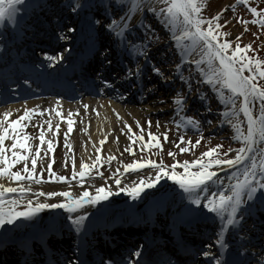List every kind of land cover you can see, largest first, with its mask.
I'll use <instances>...</instances> for the list:
<instances>
[{
	"label": "snow or ice",
	"instance_id": "6c2138e0",
	"mask_svg": "<svg viewBox=\"0 0 264 264\" xmlns=\"http://www.w3.org/2000/svg\"><path fill=\"white\" fill-rule=\"evenodd\" d=\"M237 2L247 4V0H237ZM156 4L163 6L157 8L155 7ZM113 5L119 10L120 15L118 18L112 14ZM101 6L104 8L103 15L107 19L103 27L109 31L121 50L126 52L132 60L131 67H128L127 62H125V79L134 77L138 83L140 82L143 67L136 62L137 57L145 58L146 64L150 63L145 51L147 42L142 40L133 42L127 39L126 33L130 26V18L135 11H141V19L144 11L152 13L170 27L172 40L175 42L176 49L181 53L180 63L174 65L176 75H180L182 65L188 59L189 50L200 48V59H193L191 63L196 65L205 84L215 89L221 102L225 105H232L230 108L224 107L219 114L221 120L230 123L234 130L233 138L240 142L238 148L228 149L229 152H234L231 157H228L227 153L224 152H220L217 156L215 153L222 146L215 145L203 151L199 158L191 161L174 160L172 165H165L162 159L159 161L155 159L132 160L130 163L123 164L125 171L136 170L145 165H149L151 168L147 171L146 176L139 178L138 182L124 185L122 188L119 186V176L114 174L115 183L117 184L116 190L127 191L129 196L138 198L146 188L163 192V190L159 189V182L162 178L173 181L172 191L180 196V204L177 206L178 213L183 214V216L178 215V219L190 221L200 214L201 208L206 209L221 221L216 233L215 243L217 245L221 248H229V245L224 243L222 239L226 230L234 232L235 237L241 242L235 253H233L236 257L234 260L221 259L220 256H215L212 257L213 264H245L243 259L244 255L247 254V249L243 246L247 242V236L243 228L245 213L251 215L250 209L255 205L257 199L260 200L261 204H264V147H257L258 143L264 144V85L255 82L257 78L264 79V59L247 55L246 50L250 49V44L245 43L241 46L239 34L232 40L224 39L223 37L227 36L228 33L221 31L222 25L217 22L221 12L224 10L221 9L220 12L210 18L203 17L201 15V9L204 7L203 0H131V7L127 6V0H109L108 4H102ZM39 7L42 6L38 2L33 3V0H0V23L6 21L7 24L14 25L13 29L0 34V36H3V39H0V46L7 50L4 40L14 39L15 35L18 34L17 30H23L25 26V16ZM65 7L69 11L79 14L85 9L86 4L83 0H68ZM91 7V5H88L89 9ZM233 8H235V5H233ZM249 11L253 17L252 23L264 26V8L250 7ZM257 13H259L258 18ZM236 19L245 25L248 23L247 20H240V17H236ZM100 23L101 21L98 18L89 17L88 19L90 27ZM228 23L229 20L224 21V24ZM204 25L207 26L205 27ZM141 26L145 28L146 32L152 31L151 25ZM8 31L11 32V36L8 35ZM67 31L73 32L75 29L69 26ZM177 32L179 33L178 35ZM60 38L67 39L64 33H60ZM233 42H235L234 47L232 46ZM107 52L108 49L104 48L100 55L105 57V63H111V61L106 59ZM42 55L46 61L53 65L61 58L58 54L50 55L46 51L42 52ZM202 62L206 65V68L200 66ZM40 66L35 65L34 67ZM151 70L153 73L162 75L161 70L154 64ZM245 70H247L248 75L244 74ZM97 77L99 78V74H97ZM180 79L185 81L187 85V80L184 76L180 75ZM24 83L27 84L28 80H25ZM102 83L105 86H111V81L107 79H104ZM188 91H191L190 86H188ZM198 95L200 94L198 93ZM237 98H239L238 107ZM185 99L186 97L179 95V93L173 97V103L177 106L175 109L177 115L183 112V101ZM202 99L205 102V110L210 111L207 107V96H203ZM59 105L60 99L57 98L52 111L61 120H66L70 131L72 129L71 112L67 116H62L61 112L57 110ZM253 105H256V107L254 108ZM84 107L87 108L88 105H84ZM11 111L14 110H5L3 114H0V178L7 176L10 181L27 180L32 182L35 180L39 183L42 177L34 174L37 169V156H29V144L27 143L29 134L23 132L26 125L22 123V121L31 120L30 114L33 113L34 109L25 107L21 115L14 119H9ZM35 111L48 112L49 109H35ZM240 113L243 114L246 122V131L238 119ZM47 123L49 128H52L51 121L49 120ZM208 123H211V121H208ZM176 124L195 128L196 130L200 128V122L191 116L181 115L180 119L176 120ZM59 127L60 125L57 123L51 132L52 136L56 135L55 129ZM129 131H132L130 127ZM6 139L10 141L9 144H5ZM139 139H143V137H139ZM164 139L167 140V132L164 133ZM39 140L45 142L44 130L39 132ZM129 140H132L131 136ZM183 140L184 137L181 136L175 143ZM153 141L155 147H162L155 134L149 133L148 143H145L143 148L147 149ZM196 143L198 144L200 141L197 140ZM52 146L53 141L48 139L47 153L52 151ZM13 149H23L24 151ZM6 150L10 151L11 155H8ZM126 150L129 153L133 151L131 144ZM179 150L184 152L187 148L181 146ZM35 151L37 154L40 153L39 143L35 145ZM168 155L173 156V153L169 151ZM109 159H112V157H109ZM29 160L31 161V167L28 166ZM21 161L24 162L22 171L26 175H22L20 170H12L13 165ZM101 162L100 149L97 148L95 160L91 161V163H85L82 160L79 165V171L73 170L72 178L78 180L81 185L85 184V177L90 180L92 176L100 174L99 172H93V168H98ZM51 164L52 160L49 159L47 161L48 167L45 169L41 158L39 171L50 173L48 179L66 181L67 177L57 175L52 171ZM177 165L182 168V171L176 170ZM221 165L225 168L239 165L240 168L234 170L228 177L231 181L229 185L216 187L215 191H213L214 182L221 179L216 175V170H213V166H217L218 169ZM193 168L196 170H192ZM177 186L178 190L182 191H178ZM225 188L227 191L224 190ZM17 190V186L0 183V225L5 223L12 224L14 221L20 223L21 221L18 218L25 220L36 218V214L41 209L59 207L65 209L67 213V220L70 222L69 228L80 234L86 229V218L90 216L84 205L87 204L89 207L97 205L99 201L106 200L113 191L111 188H106L103 184L96 187L92 194L89 193L87 187L80 191L79 194H73L70 188L60 192L55 190L43 192L39 189L35 190L40 196L58 197L57 201L52 203L46 200H38L36 195L31 198H25L23 193L31 192L33 189L20 185V196L9 201L4 199L6 193H15ZM59 197H63V199H59ZM22 204L24 205L23 207H18V205ZM30 222L35 223V219ZM41 236H43V233H41ZM23 247L26 255H30L26 243ZM78 252L79 248L77 247V255L68 259L67 264H85V261L79 258ZM200 254L205 257L211 256L208 251H203ZM142 255V248L137 247L129 254V257H123L122 264H142L140 259H136L134 262L131 259V257ZM104 264H115V261H104ZM143 264H152V262L144 260Z\"/></svg>",
	"mask_w": 264,
	"mask_h": 264
},
{
	"label": "rangeland",
	"instance_id": "374dc122",
	"mask_svg": "<svg viewBox=\"0 0 264 264\" xmlns=\"http://www.w3.org/2000/svg\"><path fill=\"white\" fill-rule=\"evenodd\" d=\"M49 1V2H48ZM48 3H53V0H48ZM109 0H85L86 7L88 5H95L97 8L102 10V13H104V8L101 6L102 4H108ZM204 7L201 9V15L203 17H212L217 12H220L221 9L224 11L221 12L220 18L217 21L222 25V28L220 29L223 32L228 33L227 36L223 37L224 39L232 40L234 37H236L239 34V40L241 46L245 43L250 44V55L253 57L264 59V27L261 30L260 27L255 24L254 26L251 25H245L241 24L237 21L236 17H240V14H242L243 17H249V8L250 7H258V8H264V0H247V4L245 3H238L237 0H203ZM233 5H235V8H233ZM241 7L244 5L247 8V12L245 10L239 11V6ZM127 6L131 7V0H127ZM243 6V7H244ZM147 7V6H146ZM155 7L160 8L162 6L155 5ZM112 14L115 17H119L120 13L119 10L116 8L115 5L112 6ZM252 17V15H251ZM104 18V17H103ZM102 18V20H104ZM225 20H229L228 24H224ZM141 25H151L152 31L146 32L145 28ZM205 27L207 25H204ZM133 34L139 32L141 34V37L143 38V41L147 42V45L149 48H151L152 52H154L155 56L159 59L157 61V65H159V68H163L165 73H168L171 75V73L175 74L174 65L177 63H180V56L181 53L176 49L175 42L172 40V37L170 35V27L163 23L161 19L157 18L154 14L149 13L147 11L143 12V17L141 19V11H135V13L130 18V26L129 29ZM53 32L56 33L57 31L56 27L53 26ZM2 34V33H0ZM179 33L177 32V35ZM68 37V35L66 36ZM30 37H25V39H28ZM233 47L235 46V42H233ZM201 56V49L200 48H194L190 49L188 53V59L183 63L182 65V71L180 75L184 76L187 80V85L185 81H182L180 79V75L178 76V79L181 81L180 85L181 89H176L174 96L179 93L181 96H185L186 98H196L197 100L201 101L203 105L205 106V102L202 99L203 96H207V107L210 109V111H207L206 117H208L207 121H211V123H208V126L200 132H195L194 134L190 135L191 137H186L185 141H180L179 143H175L179 140L181 137L179 134H176L173 130L172 126L173 123L166 122V119H169L167 115H164L165 113H169L167 109H163V111L159 116L158 120L155 121H148L149 118L148 114L144 112L142 115L143 121L137 119L136 117L130 116V119L127 120V118H123L124 121L120 122L118 120L119 127L117 128L116 132L111 129L109 131L110 135H113V141L115 143H119L117 145L116 152L114 155H110L108 152L100 155L101 156V163L99 164L98 168H93V172H99V175H94L92 178L86 179L88 182L94 181V182H108L115 178L114 174L118 176L117 168L118 166H123V164L130 163L132 160H147V159H155L157 161L163 160L165 165H172L173 161H184L192 159H196L200 157V154L205 151L209 147H213L215 145H221L222 147L216 151V155L218 156L220 152L227 153L228 157H231L234 155V152H229L228 149H236L239 147L240 142L238 140H235L233 138L234 130L231 127L230 123L221 120L220 112L223 111L224 107H232V105H225L221 102L220 98L218 97L217 93L215 92V89L207 84H205L203 77L200 75L196 65L191 63V60H199ZM164 64H162V63ZM163 65V66H162ZM201 67H205L206 65L203 64V62L200 65ZM176 75V74H175ZM163 78V77H162ZM188 86L191 87V91H188ZM219 87V85H217ZM183 90V91H181ZM198 93L200 95H198ZM159 99V97L157 98ZM239 104V98H237V107ZM126 107V106H125ZM256 107V105H255ZM124 113L128 110L124 108ZM141 110V107L140 109ZM134 111V110H133ZM135 113H140V111H136ZM143 113V112H141ZM40 114L44 115L45 112H41ZM160 114V113H159ZM154 115V114H153ZM238 119L241 121V126L246 131V122L244 121L243 114L240 113L238 115ZM33 121V120H32ZM165 121V122H164ZM218 121H220L218 123ZM39 123V119H35L33 123L31 124L34 126V128L37 127ZM135 124V128H133V125ZM129 127L131 128V132L129 131ZM28 131H31L30 129ZM80 131V130H79ZM126 131V132H125ZM35 132V137L32 139V141L27 142L29 144L28 153L29 156H37V169L36 172L39 176H42L43 179L52 181L51 179H48L50 173L47 171L40 172V163L41 158L44 162V167L47 169V161L49 160V156L51 153H47V141L41 142L38 137V133ZM125 132V133H124ZM167 132V140L164 139V133ZM153 133L155 134V137L159 138L160 144L162 147L157 148L155 147L154 141L149 145L147 149L143 148V145L145 143H148V134ZM65 135V133H61L60 139L56 140L54 145V149L58 148L57 153L55 155V159H57V164L51 166L52 171L57 174L63 172L67 175H72L73 170L79 171V165L81 161L84 159L81 157H78V162L75 161V156H78V154L81 153H74L73 150L77 147H70V142L66 141L68 140V137L62 136ZM138 134V135H137ZM36 136L38 138H36ZM62 136V137H61ZM109 136V135H108ZM132 137V140H129V137ZM138 137H143V139H139ZM138 138V139H137ZM190 140V141H189ZM199 140L200 143H196V141ZM137 141V142H136ZM79 140L77 143L79 144ZM184 142V143H183ZM40 144V153L37 154L35 151V145ZM131 144L133 151L129 153L126 149ZM184 146L187 148L186 151L180 152V147ZM257 147H264V144H257ZM13 150H19L23 152V149H13ZM171 151L173 153V156H169L168 152ZM8 153L11 154L10 151ZM109 157H112V159H109ZM119 157L121 159H119ZM207 159V158H205ZM95 160V157L93 159H89L88 161H84L85 163H91V161ZM77 162V163H76ZM23 161L18 162L16 165L18 167L23 166ZM28 166L31 167V161H28ZM151 168V166L146 165ZM240 168L239 165L233 166L232 168H228L226 171L223 170V166H219L217 169V166H213V170H216V175H218L221 179L218 180L221 182L223 180L227 184H230L231 181L228 179V177L234 172V170H238ZM176 170L182 171V168L177 165ZM192 170H196L193 168ZM142 171V170H140ZM138 171V172H140ZM21 172H23L21 170ZM35 172V173H36ZM26 181V180H24Z\"/></svg>",
	"mask_w": 264,
	"mask_h": 264
},
{
	"label": "bare ground",
	"instance_id": "6f19581e",
	"mask_svg": "<svg viewBox=\"0 0 264 264\" xmlns=\"http://www.w3.org/2000/svg\"><path fill=\"white\" fill-rule=\"evenodd\" d=\"M40 0H33V2H39ZM1 25L3 23H0ZM45 28L48 27L47 24H44ZM25 107V106H24ZM120 109L118 110V108H116V110L118 112H120V114H122V117L123 118H127V120L130 119V116L132 117H136L137 119H139L141 121H143V116H142V113H135L136 111H133L132 109H129L128 112L126 111L124 113L125 110H123L124 108L122 107H119ZM99 109V107H98ZM5 110H14V111H11V115L9 116V119H14L16 118L17 116L21 115L24 111L23 110H19L17 107L15 106H8L7 108L5 109H1L0 110V114H3ZM57 110L61 112V115L62 116H67L69 112H64V107L59 105L57 106ZM100 110H101V114L99 112H97V114L95 113H91L92 111H90L87 115H84V116H87V117H84L82 115L80 116H73L72 117V123H76L77 124V119L75 120V118H78V119H81L83 118L82 121V124L84 127L83 130L82 128H80V130L82 131H77L75 133H73V135L71 136L70 138V142L72 144V147H77L75 148L74 153H81V154H78V156H76V158L78 157H81L84 159V161H88L89 159H93V157H96V149L97 148H103L105 152H108V153H115L116 152V149L118 148L117 145L119 143H115L113 141V135H110L109 134V131L111 129H113L115 132L117 130V128L119 127V122H118V119L116 117L113 116L112 114V111L113 109L111 108V106H102L100 107ZM67 113V114H66ZM120 118V122L123 121V118ZM51 121L52 123V128H49L48 126V121ZM48 121H44L42 124H45L47 123L44 128H41V130H44V135H45V139H51L52 137H56L57 135V132L60 131V128H62L63 126L64 127H67V124H61V119L59 117H57L55 115V112L53 111L52 114L50 115V118L48 119ZM26 120L25 121H22L23 124H25ZM59 123L60 127L58 129H55L56 131V135L55 136H52L51 135V132L53 130V128H55V125ZM119 123V124H118ZM41 125V124H40ZM39 125V126H40ZM43 126V125H42ZM133 128H135V124L133 125ZM39 132V131H37ZM126 132V131H125ZM124 132V133H125ZM109 135V136H108ZM138 135V134H137ZM106 137L108 138V141L106 139ZM139 138V137H138ZM137 138V139H138ZM106 139V140H105ZM80 141L79 144L77 143V141ZM101 141H103V143H101ZM137 142V141H136ZM57 161V160H56ZM57 164V163H56ZM228 168H225L223 167V170H227ZM147 175V171L146 172H143V173H140V174H132V175H125V176H121L119 177L120 179V187H124V185H130L132 183H135V182H138L139 178L140 177H144ZM164 180V186H169L170 188H165V190H163V192H160L158 194H155V195H152L154 193H156V191L152 190L151 188H146L147 191L144 193V191L146 189H144V191L141 193V195L143 194V196L140 195V197L138 198H133L131 196H129V194L125 196V198L123 199H119L116 195H114V192H118L119 194H122L127 191H117V184L115 183V179L109 181V182H94V181H90V182H86L85 184L81 185L79 182L76 183V184H69V185H66V184H58V185H50V184H47V185H43V184H39V183H20L19 181H10L8 179V177H4V179L0 178V183H4V184H12L13 186H20V185H23L25 187H29L31 189H33V191L31 192H28L26 194H24L23 196L25 198H31L33 195H36V198L38 200H41V201H48V202H52V203H55L58 199V197H44V196H40L36 193V189H39L41 192L43 191H52V190H55L57 192H60L62 190H66V189H71V191L73 192V194H79L80 191H82L85 187L88 188L89 190V193L92 194L94 193L95 191V188L100 186L101 184L105 185L106 188H111L113 191H112V194L110 196H108L106 198V200H103V201H99V204L101 202H106L107 205H109V208L112 209L115 208L116 206H119L120 204L123 205L124 203H127V204H134L136 202L140 203L141 205L144 204V202L146 201H150L152 198L150 197L151 195L152 196H156L157 199H160V198H163V197H178V199L180 200V196L178 194H174L173 191H172V185L174 184L173 181L171 180H168L167 178H162L160 180V183L163 182ZM17 182V183H16ZM177 190H178V186H177ZM178 191H182V190H178ZM21 194L19 193H6L5 196H4V199L6 201H9L11 199H14L16 198L17 196H20ZM174 198V199H175ZM59 199H63V197H59ZM172 200V199H171ZM35 202V201H34ZM24 205H18V207H23ZM61 210L58 214V218L63 216V213H66L65 212V209H61V208H53V209H48V208H44V209H41V213L42 215L46 216V214H49L47 216H49L50 218L54 215H57V214H53V210ZM103 212H105V209L103 210ZM67 214V213H66ZM176 216L179 214L178 213V208L175 209V213H174ZM39 220H44V221H48L47 219H45L44 217H41V215L38 216ZM87 219V218H86ZM21 222L18 223V225H20L21 223L25 224V225H29V227L32 228V224H30L29 220H25V219H22L20 220ZM49 222V221H48ZM51 222V221H50Z\"/></svg>",
	"mask_w": 264,
	"mask_h": 264
},
{
	"label": "trees",
	"instance_id": "16d2710c",
	"mask_svg": "<svg viewBox=\"0 0 264 264\" xmlns=\"http://www.w3.org/2000/svg\"><path fill=\"white\" fill-rule=\"evenodd\" d=\"M246 52L248 53V55H250V53H251L249 49L246 50ZM255 82H257V83H259L261 85H264V79L257 78V80Z\"/></svg>",
	"mask_w": 264,
	"mask_h": 264
}]
</instances>
